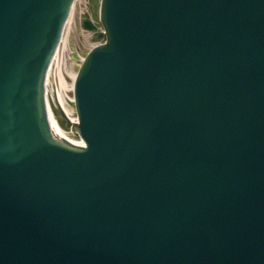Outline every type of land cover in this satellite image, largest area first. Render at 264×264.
I'll list each match as a JSON object with an SVG mask.
<instances>
[{"label":"water","instance_id":"1","mask_svg":"<svg viewBox=\"0 0 264 264\" xmlns=\"http://www.w3.org/2000/svg\"><path fill=\"white\" fill-rule=\"evenodd\" d=\"M88 1L75 121V0H0V264H264V0Z\"/></svg>","mask_w":264,"mask_h":264},{"label":"rangeland","instance_id":"2","mask_svg":"<svg viewBox=\"0 0 264 264\" xmlns=\"http://www.w3.org/2000/svg\"><path fill=\"white\" fill-rule=\"evenodd\" d=\"M76 3L72 11L73 18L65 25V30L63 31V36L65 37L62 42L64 43H61L60 57H58L59 59L56 62L57 70L55 71L54 87L55 89L58 87L60 88V91L69 100L68 104H71L70 99L73 98L71 89H74L71 75L73 74L74 76L76 74L75 72L79 67L78 65L83 60L87 51L99 43V41L95 39V34L85 30L81 25V20L85 16L94 20V22L96 21V19H94V14L90 10L89 1L78 0ZM99 28L101 29L100 25ZM61 79L65 81L63 82ZM69 107L72 114H75V107H73L72 104Z\"/></svg>","mask_w":264,"mask_h":264},{"label":"bare ground","instance_id":"3","mask_svg":"<svg viewBox=\"0 0 264 264\" xmlns=\"http://www.w3.org/2000/svg\"><path fill=\"white\" fill-rule=\"evenodd\" d=\"M76 2H78V0H75V2H74V4L76 3ZM77 4V3H76ZM75 4V5H76ZM73 9L71 10V12L69 13V17H68V19H67V21H66V23H65V25L66 24H68V22L73 18ZM65 30V29H64ZM65 36H63V34H62V38H61V41H60V43H59V47L57 48V50H56V52H55V57H56V62H57V60L59 59L58 57H60L59 56V53H60V47H62L61 46V43H64V42H62V40H63V38H64ZM100 42V41H99ZM84 59V58H83ZM55 67H56V64H55ZM56 70H57V67H56ZM75 73H77V71L75 72ZM74 73V74H75ZM76 75V74H75ZM73 76V74L71 75L72 76V79H73V83H74V80H75V77L76 76ZM68 76H69V74H68ZM62 78V77H61ZM71 78V77H70ZM63 79V78H62ZM61 79V80H62ZM68 79V78H67ZM66 79V80H67ZM63 82L65 81V80H62ZM65 84V83H64ZM73 85V84H72ZM66 86H67V84H66ZM58 87V86H57ZM74 87V86H73ZM71 91L73 92V89H71ZM54 92H55V95H56V97L58 98V101H59V104H60V107H62V110H63V112L67 115V116H69V117H72L75 121H78V118L76 117V114H72V112H71V109H70V105L72 104L73 105V101H74V97L73 98H71L70 99V103L71 104H68L69 103V100L64 96V94L60 91V88L58 87L57 89H55L54 90ZM65 93V92H64ZM74 107V106H73ZM75 110V109H74Z\"/></svg>","mask_w":264,"mask_h":264}]
</instances>
